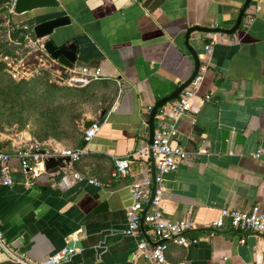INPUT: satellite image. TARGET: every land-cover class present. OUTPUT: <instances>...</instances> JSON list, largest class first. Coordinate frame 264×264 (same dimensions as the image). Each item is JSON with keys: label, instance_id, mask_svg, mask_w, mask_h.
<instances>
[{"label": "crops", "instance_id": "1", "mask_svg": "<svg viewBox=\"0 0 264 264\" xmlns=\"http://www.w3.org/2000/svg\"><path fill=\"white\" fill-rule=\"evenodd\" d=\"M56 1L55 8L6 12L12 24L24 29L67 15L68 24L41 40L48 38L56 45L74 41L76 62L71 73L77 75L81 67L97 69L99 77L91 81L109 87L96 115L81 122L82 132L86 119L101 116L94 136L81 145L59 144L84 147L72 169L97 184L71 180L68 167L56 180L40 171L27 182L13 159V183L0 187L4 241L37 263L65 250L54 264H261L264 234L237 231L227 222L212 231L208 224L221 208L257 206L264 213V0H250L230 34L188 35L201 67L200 80L170 140L186 156L163 176L156 212L164 220L191 215L194 224L186 236L198 241L186 247L168 243L165 263L133 254L136 240L146 236L144 225L133 235L124 233V212L131 202L127 183L145 174L146 162L139 154L147 144V115L192 70L185 30L230 28L244 0ZM208 42L206 53L203 46ZM0 147L11 149L6 142ZM258 149L261 153L253 156ZM127 153L138 157L131 160L126 178H116L112 157ZM101 202L105 208L93 211ZM147 210L148 205L143 211ZM71 241L77 246L66 249ZM0 264L16 263L6 260L0 250Z\"/></svg>", "mask_w": 264, "mask_h": 264}, {"label": "built area", "instance_id": "2", "mask_svg": "<svg viewBox=\"0 0 264 264\" xmlns=\"http://www.w3.org/2000/svg\"><path fill=\"white\" fill-rule=\"evenodd\" d=\"M13 2V0H12ZM12 2L8 6L11 10ZM21 35V34H20ZM24 37L31 42L39 40ZM38 44V49H39ZM211 47L210 42L203 46L206 53ZM200 65L193 79L185 86L179 94L162 106L156 109L153 117V133L150 144H145L143 154L139 158L146 162L144 175L131 179L127 183V189L130 194V205L125 209V227L124 233L133 235L139 228L140 223L145 226V237H139L135 242L134 255L144 261L154 263H165V252L167 244L173 243L180 246H190L197 243L198 238L187 237L186 233L191 230L194 220L191 215L181 217L175 220H164L156 212L160 202V193L162 190L161 183L163 176L174 171L178 164L185 158L186 153L178 145H172L170 140L176 135L175 122L190 108V98L193 96L195 88L200 80ZM72 69H64L63 75L60 76L61 82L68 85H81L89 80L99 77L98 70H90L87 67H81L77 75L71 73ZM71 73V74H70ZM55 79L58 82L55 72ZM205 99L209 95L204 96ZM99 128V121L93 119L92 123L82 129V139L88 141ZM10 144V150L0 147V187H7L13 183L11 174L12 160L16 161L17 169L24 177L25 181L35 177L43 170V160L49 156H67L68 175L71 180L84 181L96 185L92 179H86L72 169V164L76 162L84 153V147L61 148L51 150L38 144L23 142L20 144ZM261 153L258 149L253 156L257 157ZM133 153H127L123 156L112 157V175L116 178L124 179L129 175V166L132 159H135ZM150 159L153 168L152 181L154 189L151 196V176H150ZM150 200L149 210L144 211V207ZM225 222L237 231H252L258 234H264V213L257 206H252L248 210H237L221 208L215 219L208 224L213 229L221 228ZM239 243H243L240 238ZM0 250L5 254L6 260L16 264H54L64 256L65 250L50 258L44 263H37L31 260L23 252L11 248L0 234ZM264 264V259L261 261Z\"/></svg>", "mask_w": 264, "mask_h": 264}, {"label": "rangeland", "instance_id": "3", "mask_svg": "<svg viewBox=\"0 0 264 264\" xmlns=\"http://www.w3.org/2000/svg\"><path fill=\"white\" fill-rule=\"evenodd\" d=\"M24 35L29 37L27 29L12 24L8 12L0 13V142H27L51 150L74 146L82 135V120L96 115L109 87L96 81L84 86L59 83L47 65L25 69L34 46L39 49ZM9 82L22 85V91L16 94Z\"/></svg>", "mask_w": 264, "mask_h": 264}, {"label": "water", "instance_id": "4", "mask_svg": "<svg viewBox=\"0 0 264 264\" xmlns=\"http://www.w3.org/2000/svg\"><path fill=\"white\" fill-rule=\"evenodd\" d=\"M250 0H244L240 6L239 12L235 18L233 25L227 29L219 28H205L201 26H190L184 32V46L187 51L190 53V56L193 61V67L188 75V77L179 83L173 90H171L167 95L160 97L151 107L147 115L146 125H147V144H150L152 141L153 133V117L156 112V109L162 106L164 103L176 97L181 89L188 85V83L195 76L199 60L193 48L188 44L187 38L188 35L193 31H202V32H223L226 34L232 33L239 25L243 11L248 5ZM58 6L56 0H13L11 10L7 5L0 6V13L6 11H12L13 14H22L29 10L33 9H42V8H55ZM69 23V18L67 15H59L43 21L37 22L30 26V31L33 37L37 40H41L43 37L48 36L52 31L58 27L64 26ZM22 24L25 25L26 21H22ZM76 62V45L74 41L65 42L60 45H56L51 39L41 40L38 50V55L33 56V59L25 65V69H32L36 64L47 65L49 68H53L54 72L57 74L58 82H61L60 76L63 75L64 69H72L73 65ZM92 119H86L82 124V129H85L92 123ZM68 162L67 156H49L43 160V170L52 180L61 178L66 174L65 165ZM150 176H151V196L154 189V183L152 181L153 177V168L151 165L150 159ZM150 200L147 202L149 204ZM146 205V206H147ZM105 208V203L101 202L98 204L93 211H99ZM144 212V211H143ZM141 226V223L140 225ZM212 231H217L216 229H210ZM77 246L76 242H68L66 244V249Z\"/></svg>", "mask_w": 264, "mask_h": 264}, {"label": "trees", "instance_id": "5", "mask_svg": "<svg viewBox=\"0 0 264 264\" xmlns=\"http://www.w3.org/2000/svg\"><path fill=\"white\" fill-rule=\"evenodd\" d=\"M9 1H10V0H0V6L5 5V4L7 5ZM18 29H20V28H17V30H18ZM27 31H28V33L30 34V37H31L32 39H34V37H33L32 33H31L30 29H27ZM90 81H91V80H89L88 82H86L85 84H83V86L86 85V84H88ZM8 87H9V88L11 87V89L14 88V92H16V94H19V93L22 91V88H21L22 85L13 84V83L9 82ZM86 87H90V85H87ZM100 118H101V116H99V117L97 118V120H99ZM81 133H82V132H81ZM83 142H84V141H83V139H82V135H81V137L78 139V143H77V144H78V145H81ZM78 147H80V146H78Z\"/></svg>", "mask_w": 264, "mask_h": 264}]
</instances>
